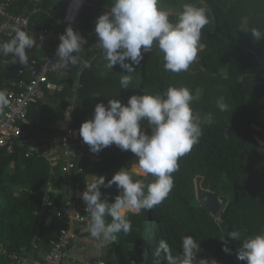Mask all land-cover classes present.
Here are the masks:
<instances>
[{
    "label": "trees",
    "instance_id": "16d2710c",
    "mask_svg": "<svg viewBox=\"0 0 264 264\" xmlns=\"http://www.w3.org/2000/svg\"><path fill=\"white\" fill-rule=\"evenodd\" d=\"M161 1L182 10L185 3L194 4L199 0ZM203 1L210 8L212 21L201 31L200 42L204 47L189 69L178 74L166 71L163 54L154 45L149 53H144V59L133 71L138 79L131 81L128 89H121L120 78L126 72L119 65L111 70L106 67L103 54L96 50L94 31L96 18L111 7L112 0H86L78 17L77 31L87 40L83 60L91 67L85 68L82 62L70 65L68 87L62 93L47 94L53 105L31 100L26 123H20L33 142L54 148L56 136L48 125L63 116L66 97L73 95L77 79L80 87L76 90L72 117L76 137L82 142L81 123L92 118L97 103L107 105L108 99L127 103L133 94L155 95L162 94L169 86L187 87L193 96V112L202 117L212 114V124L202 125L199 143L179 159V170L172 174L174 187L163 203L136 215L127 214L132 230L117 234L112 264H156L154 251L160 240L169 244L173 255H179L181 238L185 235H192L199 242L198 260L214 258L218 264H246L238 259L237 248L243 239L264 232V168L256 167L261 153L257 138L263 136V126L256 120L254 108L247 104L249 96L264 95V85L257 84L251 77V73L264 70V38L252 42L251 35L254 28L264 33V0ZM44 2L55 7L54 19L62 16L64 0ZM243 17H247L248 22L245 31L240 32ZM176 18L177 15L169 16L173 22ZM50 22L46 18L42 20L49 27ZM224 64L229 67L225 77L219 73ZM17 67L12 64L0 69V91L6 94L10 91L9 83L17 78ZM198 91L199 96L196 95ZM219 97L224 98L227 111L222 112L217 107ZM83 144L85 154L76 158L71 173L79 188L89 166L97 176L104 175L106 182L121 167L134 180L141 179L146 185L155 179L150 174L145 176L130 171L138 164L130 151H121L112 145L94 154ZM198 178L202 189L226 198L216 215L197 199ZM49 186L50 191L47 190ZM66 191L60 165L52 167L45 158L26 155L24 145H15L11 152L0 149V243L12 249L27 246L33 254H39V250L48 251L65 220L48 222L40 214L41 201L47 193L63 206ZM101 192V198L111 202L119 190L115 185L111 188L101 186ZM105 220L111 222V217L106 216ZM231 230L239 231L241 238L229 239L227 234ZM220 236H225L231 254L222 250Z\"/></svg>",
    "mask_w": 264,
    "mask_h": 264
},
{
    "label": "clouds",
    "instance_id": "9594fccd",
    "mask_svg": "<svg viewBox=\"0 0 264 264\" xmlns=\"http://www.w3.org/2000/svg\"><path fill=\"white\" fill-rule=\"evenodd\" d=\"M208 12L202 6L185 3L173 22L169 19L171 12L161 8L159 0H112L111 7L96 18L97 48L108 69L119 65L124 72L132 73L144 59V53H149L155 45L163 54L166 71L186 72L197 59L201 31L209 23ZM12 32L14 35L9 41L0 43V54L10 55L11 64L27 66V52L36 47L37 40L19 26L13 27ZM251 35L257 40L264 38V33L255 28ZM59 41L52 66L55 70H67L80 62L79 54L87 40L69 25L59 35ZM83 66L90 68L91 64L85 61ZM131 80V75H122L121 89H128ZM192 101L187 87L169 86L162 94H133L127 103L120 99H108L107 105L99 102L92 118L81 123L79 135L90 152L98 154L115 145L121 151L133 153L141 172L155 178L146 185L141 179L134 180L123 167L107 182L104 175H91L81 199L90 215L92 238L116 242L117 234L132 230L128 213L136 215L141 210H152L168 197L174 187L172 174L179 170V159L199 143L202 125L213 122L211 113L203 117L194 113ZM216 104L220 111L228 110L223 97H219ZM8 105L7 94L0 91V113ZM72 110V107L65 110L69 121ZM113 185L119 190L118 195L111 202L102 199L101 186L111 188ZM106 216L111 217V222H106ZM227 237L237 241L241 233L231 230ZM220 239L222 250L231 254L225 236ZM180 247L181 253L173 255L169 244L160 240L154 251L156 264H218L214 258L197 259L201 248L192 235L183 236ZM236 251L238 259L246 264H264V232L243 239Z\"/></svg>",
    "mask_w": 264,
    "mask_h": 264
},
{
    "label": "built area",
    "instance_id": "2783aa9c",
    "mask_svg": "<svg viewBox=\"0 0 264 264\" xmlns=\"http://www.w3.org/2000/svg\"><path fill=\"white\" fill-rule=\"evenodd\" d=\"M85 2L86 0H64L62 16L54 19L55 7L45 4L44 0H0V43L12 38V29L15 26L21 27L29 35H34L37 40L36 47L27 52L29 64L22 66L17 63V78L9 83V105L0 113V149L11 152L15 145H24L26 155L45 158L52 167L60 165L67 189L63 206L49 194H44L41 201L40 214L48 222L65 220V223L59 226L57 237L46 253L35 259L33 251L27 246L12 249L7 244L0 243V258L14 264H63L71 243L90 233V215L85 211L86 205L81 197L73 193L79 185L71 178L76 158L85 154L83 142L76 137L72 117L76 90L80 87L79 80L74 82L73 95L66 97L63 109L65 112L69 107L73 108L71 120H67V125L55 137L54 148L33 142L20 125L26 123L31 100L43 101L48 93H62L68 87L70 66L67 70H55L52 63L57 58L55 50L60 42L59 35L69 25L77 31L78 17ZM44 18L51 21V27L42 23ZM96 50L99 51L98 48ZM83 54L84 48L79 54V61L84 64ZM11 59L10 55L0 54V69L12 65ZM251 77L257 84L264 85V70L251 73ZM32 247L36 248V244Z\"/></svg>",
    "mask_w": 264,
    "mask_h": 264
},
{
    "label": "crops",
    "instance_id": "0c3cea01",
    "mask_svg": "<svg viewBox=\"0 0 264 264\" xmlns=\"http://www.w3.org/2000/svg\"><path fill=\"white\" fill-rule=\"evenodd\" d=\"M202 3L206 4L205 1L199 0ZM159 6L164 10L170 11L171 15H177L180 11L178 7H175L171 4L163 2L159 0ZM248 22L247 17L242 18V23L240 26V32L245 31L246 25ZM200 49L204 47V44L200 42ZM43 53V51H40ZM228 64H224L219 68V73L222 76L228 75ZM197 96L200 95L198 91ZM43 102L49 104L50 106L53 105V101L51 98H46ZM247 104L254 108V112L256 114V120L259 122L261 126H263V136L257 138L258 144L261 148L260 158L256 163L257 168H264V95H251L247 98ZM67 125V119L65 118V112L63 109V116L55 121L54 124L48 125V128L51 130V133L54 136H57L59 133L62 132L64 127ZM256 129H259L260 126L254 125ZM137 165V164H135ZM92 167L89 166L85 169V181L80 188H76L73 190V193L80 196L82 192L86 189V182L92 179L91 175L97 176V174L91 169ZM51 187L49 186L47 190L50 191ZM47 194V193H46ZM117 243H109L103 242L100 240H96L91 237L90 233L86 235L80 236L77 240L73 241L69 247L68 255L64 259L63 264H112L113 256H114V247ZM45 250H39V254H33L35 259H38L40 255L46 253ZM0 264H14L10 261L0 258ZM25 264H28L27 262Z\"/></svg>",
    "mask_w": 264,
    "mask_h": 264
},
{
    "label": "water",
    "instance_id": "95a60500",
    "mask_svg": "<svg viewBox=\"0 0 264 264\" xmlns=\"http://www.w3.org/2000/svg\"><path fill=\"white\" fill-rule=\"evenodd\" d=\"M194 5L202 6L208 9L209 10L208 12L209 22L212 21V14H211L210 8L206 4L202 3L201 1H198L194 3ZM255 41H256V38L253 37L252 42H255ZM227 42L229 43V41ZM245 45L246 43L243 44V46ZM197 199L208 208V210L211 212L212 215H216L221 209L222 205L226 201V198L224 196L217 194V193H213L205 189H202L199 186V178L197 179Z\"/></svg>",
    "mask_w": 264,
    "mask_h": 264
},
{
    "label": "rangeland",
    "instance_id": "374dc122",
    "mask_svg": "<svg viewBox=\"0 0 264 264\" xmlns=\"http://www.w3.org/2000/svg\"><path fill=\"white\" fill-rule=\"evenodd\" d=\"M249 10H250V8L248 7L247 8V11L249 12ZM250 13V12H249ZM85 48V47H84ZM123 75H131V77H132V80L131 81H134V80H137L138 79V77L134 74V72L133 73H124ZM197 95V94H196ZM133 174H140V175H144L142 172H141V170L138 168V164L137 165H133L132 166V168H131V170H130ZM216 219V221H219V218L217 217V218H215Z\"/></svg>",
    "mask_w": 264,
    "mask_h": 264
}]
</instances>
